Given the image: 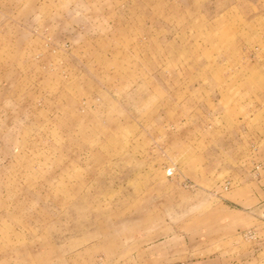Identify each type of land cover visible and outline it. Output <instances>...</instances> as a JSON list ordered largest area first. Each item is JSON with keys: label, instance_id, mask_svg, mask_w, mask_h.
<instances>
[{"label": "rangeland", "instance_id": "1", "mask_svg": "<svg viewBox=\"0 0 264 264\" xmlns=\"http://www.w3.org/2000/svg\"><path fill=\"white\" fill-rule=\"evenodd\" d=\"M0 264H264V0H0Z\"/></svg>", "mask_w": 264, "mask_h": 264}]
</instances>
